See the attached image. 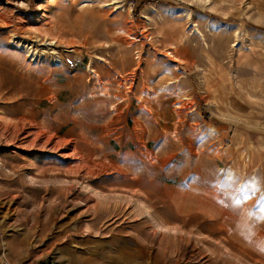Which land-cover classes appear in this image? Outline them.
<instances>
[{
    "label": "rangeland",
    "instance_id": "1",
    "mask_svg": "<svg viewBox=\"0 0 264 264\" xmlns=\"http://www.w3.org/2000/svg\"><path fill=\"white\" fill-rule=\"evenodd\" d=\"M210 1L0 0V264H264V17Z\"/></svg>",
    "mask_w": 264,
    "mask_h": 264
},
{
    "label": "crops",
    "instance_id": "2",
    "mask_svg": "<svg viewBox=\"0 0 264 264\" xmlns=\"http://www.w3.org/2000/svg\"><path fill=\"white\" fill-rule=\"evenodd\" d=\"M163 2H165V5H168L169 3H175L176 1H181L183 4H187V5H191L193 4L192 2H195V0H161ZM209 1L210 0H203V2H205L206 5H209ZM216 1H219L218 4H222V5H235L237 3H235V1L237 0H211L210 4L214 5L216 4ZM246 2H249V5H253L255 4L257 7V12L258 14H260L262 17H264V0H244V3L241 2V0L238 1V4H242L245 5Z\"/></svg>",
    "mask_w": 264,
    "mask_h": 264
},
{
    "label": "bare ground",
    "instance_id": "3",
    "mask_svg": "<svg viewBox=\"0 0 264 264\" xmlns=\"http://www.w3.org/2000/svg\"><path fill=\"white\" fill-rule=\"evenodd\" d=\"M49 45H52V43H51V44H49Z\"/></svg>",
    "mask_w": 264,
    "mask_h": 264
}]
</instances>
